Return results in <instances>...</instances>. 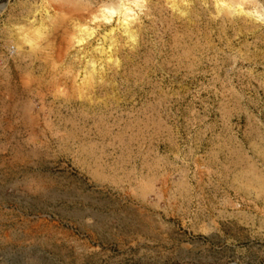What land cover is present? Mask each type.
Listing matches in <instances>:
<instances>
[{"label":"rangeland","instance_id":"rangeland-1","mask_svg":"<svg viewBox=\"0 0 264 264\" xmlns=\"http://www.w3.org/2000/svg\"><path fill=\"white\" fill-rule=\"evenodd\" d=\"M169 1L0 0V264H264V0Z\"/></svg>","mask_w":264,"mask_h":264},{"label":"bare ground","instance_id":"bare-ground-1","mask_svg":"<svg viewBox=\"0 0 264 264\" xmlns=\"http://www.w3.org/2000/svg\"><path fill=\"white\" fill-rule=\"evenodd\" d=\"M169 1V0H168ZM171 1V5H170V7H172V8H174V10H180L179 9V7H178V4H177V2H176V0H170ZM169 1V2H170ZM133 2L135 3V2H137V1H134L133 0ZM216 2L218 3V2H221V5L223 6V8H220L219 7V5L217 6V12H222L223 13V11L224 10H226V13L227 14H230L231 13V11L229 10L230 8H232V9H234L233 11H235V12H241L243 9H240V8H235V7H237V6H240V5H244L243 3H245V5H246V2H250V0H216ZM111 3V2H110ZM142 3H144L143 2V0H142V2H140L139 1V4H138V6L139 5H141ZM109 4V3H108ZM136 3H135V5H137ZM251 4V3H250ZM67 5V4H66ZM70 5V4H69ZM119 5V4H118ZM254 5V4H253ZM57 6H59V5H57ZM180 6V5H179ZM85 7V6H84ZM103 7V6H102ZM116 7V6H115ZM121 7H122V4H121V6H120V9H121ZM139 7H141V6H139ZM63 8V7H62ZM86 8V7H85ZM126 8H129V6L127 7L126 6ZM253 8V7H252ZM106 9V13L108 14L107 16L106 15H104V14H102V18H103V20H109L110 18H112V15L114 14V13H116L117 12V10L118 9H116V8H114V5H112V3H111V5H107V8H105ZM130 9V8H129ZM128 9V10H129ZM139 9V8H138ZM148 9V8H147ZM183 9V8H182ZM76 10V9H75ZM125 10V9H124ZM127 10V9H126ZM127 10V11H128ZM222 10V11H221ZM253 10V9H252ZM87 11H89V10H87ZM184 10H182L181 11V13L180 14H182V12H183ZM249 11V10H248ZM255 11V10H254ZM91 12V11H90ZM95 12V11H94ZM184 12H186V11H184ZM252 12V11H251ZM259 13V12H258ZM121 14H123V12L121 13ZM184 15H185V13H183ZM242 14V13H241ZM253 14V13H252ZM89 15V14H88ZM124 15V14H123ZM92 17H94L95 18V16H92ZM133 17V16H132ZM228 17V16H227ZM49 18V17H48ZM97 18H98V16H97ZM122 18V17H121ZM126 18H127V16H126ZM126 18H124V19H126ZM134 18L135 17H133V20H134ZM117 19V18H116ZM137 19V18H136ZM133 20H130L129 19V21H126L124 24H122L123 25V32L124 33H126V35H127V37L129 38V40H131V42H135V40H136V36H137V32H138V28L137 29H134V26H132V22H133ZM125 21V20H124ZM136 22V21H135ZM82 26L80 25V27L78 28V29H80V33H81V35L82 36H80V39H77L78 41H79V43H80V41L82 42V40H84V37H90L92 34H93V28L92 29H90V28H88V27H83V28H81ZM77 29V28H76ZM77 29V31H79ZM54 30V29H53ZM38 33V32H37ZM40 33V32H39ZM78 35V34H77ZM84 35V36H83ZM21 37V36H20ZM45 40V39H44ZM109 40V39H108ZM37 42V41H36ZM111 42H112V40H111ZM40 43V42H39ZM37 44V43H36ZM111 44V46H112V43H110ZM120 46V45H119ZM19 48V47H18ZM109 56H110V54H109ZM108 56V57H109ZM115 57V56H114ZM113 58V57H112ZM112 61V60H111ZM110 62V61H109ZM84 78V77H83ZM88 86V85H87Z\"/></svg>","mask_w":264,"mask_h":264}]
</instances>
